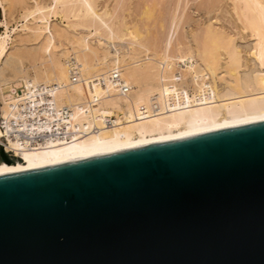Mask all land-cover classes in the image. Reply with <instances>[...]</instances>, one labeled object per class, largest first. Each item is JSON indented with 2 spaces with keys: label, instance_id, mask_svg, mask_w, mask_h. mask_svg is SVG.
<instances>
[{
  "label": "bare ground",
  "instance_id": "1",
  "mask_svg": "<svg viewBox=\"0 0 264 264\" xmlns=\"http://www.w3.org/2000/svg\"><path fill=\"white\" fill-rule=\"evenodd\" d=\"M17 1L0 0V174L264 119V0H232L239 37L208 24L166 46L147 3L116 22L96 0H37L10 29Z\"/></svg>",
  "mask_w": 264,
  "mask_h": 264
},
{
  "label": "water",
  "instance_id": "2",
  "mask_svg": "<svg viewBox=\"0 0 264 264\" xmlns=\"http://www.w3.org/2000/svg\"><path fill=\"white\" fill-rule=\"evenodd\" d=\"M0 264H264V119L1 173Z\"/></svg>",
  "mask_w": 264,
  "mask_h": 264
},
{
  "label": "rangeland",
  "instance_id": "3",
  "mask_svg": "<svg viewBox=\"0 0 264 264\" xmlns=\"http://www.w3.org/2000/svg\"><path fill=\"white\" fill-rule=\"evenodd\" d=\"M20 1L22 5L19 1H17L15 3V8L13 10L14 13L13 15L11 13L9 17L10 29L15 27L16 25L19 26L20 24L24 23L25 20L24 19L22 20V18H19L23 14L24 7L26 6L31 7L35 5V3L37 2V0H20ZM39 1H42L44 4L45 3L48 4L50 0H38V2ZM96 3L98 7L97 10H99L100 12L106 6L109 7V9L112 10L111 12L114 13L113 15H114L116 22H118V19L120 21L124 16L126 17L123 18L121 21L128 22L129 20L130 22L132 17L134 18V16H132L134 15V12H132V15H130L131 14L130 8H131V11H135V13L138 15V13L141 11L140 8L147 3V5L153 11L151 22L148 21L146 24L150 29L148 31V34H150L149 36H150L151 42L156 45H160V46L167 45L168 40L166 41V39L168 38L170 39L172 33H173V36H176L177 38L182 39L183 36L186 34L185 33L186 29H187L186 31L187 33H190L192 31V33L196 32L195 34H199V32L202 34V32L204 31V29L207 27L208 24L212 25L215 28H218L219 30H222V29L226 30V32L230 34L233 33L234 35H236V37H239L237 36L236 33L238 32L237 28L241 26V23H239L235 19L236 16L231 7L233 3L232 0H96ZM2 14H3L2 8L0 7V20L2 19ZM129 15L132 17H129ZM126 18L128 19L126 20ZM50 20L52 24L55 22L58 23L60 21L59 18L56 19V17L54 16ZM30 21L33 22L32 18ZM32 22H30L29 24H31ZM67 22L68 21L66 19L62 20L63 25L68 24ZM176 24H177V27L175 26ZM174 27L176 28L174 29ZM3 30H4L3 27L0 26V34L3 32ZM173 30H175V33L173 32ZM79 31L83 34H85V32L88 33L87 29L80 28L78 32ZM89 31L91 33H94V28H91ZM237 41L239 44L242 43L243 45H245V43H251L252 39L245 35L244 41L240 39H238ZM38 44H39V40L30 41V43L29 41H27L23 45L22 50L24 49L26 51L34 50L38 47ZM26 65H27V68L30 67L29 62L28 61L26 62L25 60V66ZM30 70L31 69H29V72L32 71ZM7 75H11V72H9ZM1 148L2 146L0 144V149ZM0 166H5V164L0 165Z\"/></svg>",
  "mask_w": 264,
  "mask_h": 264
},
{
  "label": "built area",
  "instance_id": "4",
  "mask_svg": "<svg viewBox=\"0 0 264 264\" xmlns=\"http://www.w3.org/2000/svg\"><path fill=\"white\" fill-rule=\"evenodd\" d=\"M112 78L119 80V75L117 73H114ZM9 154H12V152H8Z\"/></svg>",
  "mask_w": 264,
  "mask_h": 264
}]
</instances>
